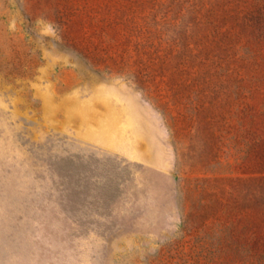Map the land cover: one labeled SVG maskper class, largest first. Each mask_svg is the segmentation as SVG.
Returning <instances> with one entry per match:
<instances>
[{
	"label": "rangeland",
	"instance_id": "obj_1",
	"mask_svg": "<svg viewBox=\"0 0 264 264\" xmlns=\"http://www.w3.org/2000/svg\"><path fill=\"white\" fill-rule=\"evenodd\" d=\"M0 264H264V0H0Z\"/></svg>",
	"mask_w": 264,
	"mask_h": 264
}]
</instances>
